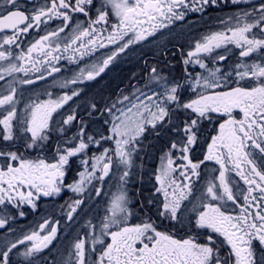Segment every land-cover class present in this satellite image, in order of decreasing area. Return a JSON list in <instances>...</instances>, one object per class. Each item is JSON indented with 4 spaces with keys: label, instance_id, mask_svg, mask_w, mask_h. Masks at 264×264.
<instances>
[{
    "label": "snow or ice",
    "instance_id": "6c2138e0",
    "mask_svg": "<svg viewBox=\"0 0 264 264\" xmlns=\"http://www.w3.org/2000/svg\"><path fill=\"white\" fill-rule=\"evenodd\" d=\"M229 4L179 75L165 50L127 91L77 103L121 54ZM68 193L79 231L57 260L59 221L12 225ZM0 230V264H264V0H0Z\"/></svg>",
    "mask_w": 264,
    "mask_h": 264
},
{
    "label": "flooded vegetation",
    "instance_id": "af4514ba",
    "mask_svg": "<svg viewBox=\"0 0 264 264\" xmlns=\"http://www.w3.org/2000/svg\"><path fill=\"white\" fill-rule=\"evenodd\" d=\"M252 2L258 5L260 0H252ZM239 7L244 8L246 7V5H240ZM235 10L236 6L229 4L227 6L222 5L218 8H210L206 15L192 12L188 13L184 21H177L170 30L166 29L162 32H158L155 37L149 38V42H142L140 45L135 46L136 49L140 48L139 54L135 55L133 53V50L128 51L127 54H121V56L118 57L116 61L124 59L126 62L125 69L120 65H117V63L113 66L111 65L109 70H107L106 73L103 74V78L113 76V74H115L116 76V73L118 74V76H122V72H126V84L128 85L130 83H133V74H136L137 76L145 75L144 70L146 63L147 65L156 64L157 60L161 58V54L165 50H167L168 55L164 58L167 59L172 65H174L173 74L179 75L182 72L180 56L181 51L186 52L196 39H199L210 29L215 30V26L218 24V21L216 20L217 17H227L228 15H231ZM101 51L103 52L105 50ZM228 55L230 56V59L227 61V64L231 65L238 59V50H234V52H230L228 53ZM97 56H99V53H97ZM85 59L87 60L88 58L86 57ZM64 67L67 68L69 66L67 64H64ZM71 67L74 68L75 66ZM55 75L62 78L63 76H67L68 72H62ZM49 81H51V78H49ZM101 81L102 78L99 79L98 82L95 81L96 83L93 84V87L100 85ZM40 83L42 82H38V84ZM75 168L77 167L74 166V169ZM48 199L49 198H42L41 201L38 202L37 209H39L41 212L44 211L48 207ZM32 211L33 210L26 208V216L24 218L17 217L15 223L13 224L14 229L16 223L18 224L16 233H20L21 231L26 230L28 231L29 228H32L35 222ZM33 212L35 213L36 210H34ZM78 231H76V233ZM75 235L76 234H74L73 237ZM59 238H61L62 243L66 244L63 235H59ZM66 247L67 246L58 248V246L55 244V247L52 248V252L50 253V255L55 256L56 259L59 260V254L62 253ZM15 259H20V257H14V260Z\"/></svg>",
    "mask_w": 264,
    "mask_h": 264
},
{
    "label": "rangeland",
    "instance_id": "374dc122",
    "mask_svg": "<svg viewBox=\"0 0 264 264\" xmlns=\"http://www.w3.org/2000/svg\"><path fill=\"white\" fill-rule=\"evenodd\" d=\"M140 52V48L136 49L134 47L133 53L135 55L139 54ZM117 63V65H120L121 67H123L125 69V60L121 59L119 61H116L112 64L115 65ZM135 68V67H134ZM133 68V69H134ZM122 76H118V74L116 73L113 74V76L110 77H106V78H102V81L100 83V85L98 86H94L93 84H95L96 82H90L89 86L85 88V92L86 95L79 101H77V103L83 104L86 100L89 99H97L100 100V98H107L113 94H115L118 89H125L126 91L128 90V86L126 84V72H122ZM134 75V74H133ZM101 78H98V80ZM50 82V81H49ZM133 83H135V81L133 80ZM50 86L49 83H45L42 82L40 84H38V89L39 90H43L44 88H48ZM111 91V92H110ZM60 93L59 89L54 90V95H57ZM31 94V93H28ZM69 104H72V102L70 101ZM67 107V106H66ZM148 143V142H146ZM148 151L152 154L155 153V155H157L158 153L155 151V149H148ZM197 157H199V150L196 153ZM152 158V157H150ZM159 164V162H158ZM79 165L76 164V167H78ZM147 167L149 168V166L147 165ZM74 168V167H73ZM209 168H211V165L209 166ZM151 170V169H150ZM75 174V171L73 172V175ZM109 191H115V178L113 180L112 185L109 186ZM129 194L132 195V189L129 187L128 189ZM72 193H68L67 195L62 194L63 198H49L48 199V207L44 210V211H40L39 209H36V212L34 213L32 211V214L34 215V225L32 226V228H29L28 231L34 229L37 227V225L39 223H42L44 219H50L51 221L55 222V221H59L60 223L57 225L58 227V235H63V238H65L66 244L62 243L61 238H59L58 241H54V245L56 244L58 246V248L67 246L68 243L70 242V240L73 238V235L76 234V231L79 230V227L76 226H69L66 224V219L65 216L63 214V212L61 211L62 208H65L66 211V202H70V198L72 197ZM58 200V201H57ZM94 202L90 201L89 202V207H92V204ZM103 200L101 201V203L96 204L95 207H92L91 212L88 211V208L84 209V212H88V217L85 218H91L94 217L96 215L97 210H99L101 213L103 211ZM52 210V212H51ZM84 213H81V216H83ZM93 215V216H90ZM83 220L80 221V223H82ZM18 224L16 223L15 225V230L17 228ZM14 228V225L12 226ZM27 231V230H26ZM73 231V232H72ZM17 234H19L17 232ZM70 236V237H69ZM9 238L6 234V232L4 230H0V241H3L5 239Z\"/></svg>",
    "mask_w": 264,
    "mask_h": 264
},
{
    "label": "trees",
    "instance_id": "16d2710c",
    "mask_svg": "<svg viewBox=\"0 0 264 264\" xmlns=\"http://www.w3.org/2000/svg\"><path fill=\"white\" fill-rule=\"evenodd\" d=\"M155 151H156V149H155ZM158 155L159 154L155 155V153L151 154L152 158H150L149 163H148L149 169H153L154 167L158 166V162H159ZM139 186L140 185L134 181L133 184L130 185V188L132 189L131 193L132 194L136 193L138 188H139Z\"/></svg>",
    "mask_w": 264,
    "mask_h": 264
}]
</instances>
